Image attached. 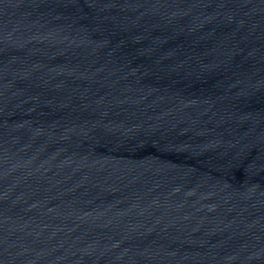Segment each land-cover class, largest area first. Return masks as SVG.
<instances>
[{
    "label": "water",
    "instance_id": "water-1",
    "mask_svg": "<svg viewBox=\"0 0 264 264\" xmlns=\"http://www.w3.org/2000/svg\"><path fill=\"white\" fill-rule=\"evenodd\" d=\"M0 264H264V0H0Z\"/></svg>",
    "mask_w": 264,
    "mask_h": 264
}]
</instances>
